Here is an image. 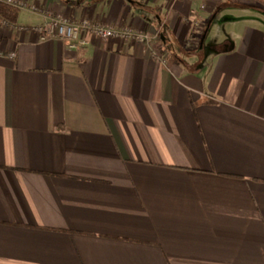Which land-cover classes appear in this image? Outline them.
Returning <instances> with one entry per match:
<instances>
[{"label":"crops","instance_id":"crops-1","mask_svg":"<svg viewBox=\"0 0 264 264\" xmlns=\"http://www.w3.org/2000/svg\"><path fill=\"white\" fill-rule=\"evenodd\" d=\"M24 1L25 32L0 16V264H264V1ZM33 7L151 38L72 50Z\"/></svg>","mask_w":264,"mask_h":264},{"label":"built area","instance_id":"built-area-1","mask_svg":"<svg viewBox=\"0 0 264 264\" xmlns=\"http://www.w3.org/2000/svg\"><path fill=\"white\" fill-rule=\"evenodd\" d=\"M0 2L16 8H24L26 6L24 0H0ZM33 9L42 10L37 7H33ZM42 11L46 14L47 20L32 27L37 32L39 39L43 42L57 39L72 50H85L91 44L93 38H116L132 44H146L151 38L149 32L138 30L130 25L116 27L93 20L88 16L73 20L63 14H55L50 9ZM2 24L7 28L17 29L21 32H25L28 29V26L15 24V22L4 18L2 19ZM15 55V51L9 53L10 57Z\"/></svg>","mask_w":264,"mask_h":264},{"label":"trees","instance_id":"trees-1","mask_svg":"<svg viewBox=\"0 0 264 264\" xmlns=\"http://www.w3.org/2000/svg\"><path fill=\"white\" fill-rule=\"evenodd\" d=\"M259 1L263 2L264 0ZM19 13V8L0 2V16H2L4 19L16 22L18 20Z\"/></svg>","mask_w":264,"mask_h":264}]
</instances>
